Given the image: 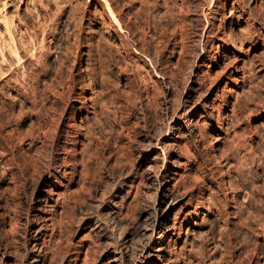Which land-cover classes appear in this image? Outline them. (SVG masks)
Here are the masks:
<instances>
[{
    "label": "rangeland",
    "instance_id": "374dc122",
    "mask_svg": "<svg viewBox=\"0 0 264 264\" xmlns=\"http://www.w3.org/2000/svg\"><path fill=\"white\" fill-rule=\"evenodd\" d=\"M109 1L115 10L120 11L122 22L128 25L122 32L127 49L121 47L113 35L115 25L109 27L112 23L104 0H0V264L6 260L19 263L28 255L29 241L38 224H42L47 245L51 244V240L53 242L61 238L59 242L62 250L69 248L66 264H106L103 259L105 253H102L107 242L93 225L84 222V217H80L81 211L89 202V205L94 206L102 202L99 206L116 209L108 194L119 186V182L114 184L113 179H117V174H120L121 182L137 183L141 194L137 196V213L150 203L155 184L147 180L149 171L146 166L137 162V141L146 128L144 126L157 115L160 119L162 111L170 108L181 88L192 90V95H196L197 99L202 98L210 113L195 117L202 128V141L197 144L194 156L198 157L192 163L191 173L199 169L200 174H203L200 180L190 176L189 188L183 190L182 199L170 213L173 220L175 212L179 211L176 219L180 225V229H171L165 237L171 246V259H175L174 250L178 253L185 245L202 248L206 264H226L231 253L233 260H238L240 264L243 249L257 245L260 255H252L249 261L243 259V264H256L259 261L264 264V0H197V7L190 5L186 45L184 54H181L184 58L178 62L174 59L178 55L168 24V21L172 23L168 14L174 12L178 0ZM80 15H83L82 20L79 19ZM158 18H161L160 21ZM209 21L213 24L212 38L206 35L212 27ZM76 22L80 24L76 25ZM159 22L170 27L167 31L161 29ZM78 27L83 54L79 55L81 60L74 70L73 81L68 87L70 91L65 89L59 95L61 91L55 86L58 58L68 53L65 46L74 40V32ZM200 28L205 34L203 38H209V44L204 45L201 58L192 64V59L199 51L193 39L197 31L201 32ZM157 29L162 33L161 38L156 33ZM42 34L43 40L38 43ZM151 34L156 37L152 39ZM94 42L103 48L100 52H104V55H100L102 58L96 55ZM143 43L152 50L148 53L140 51V46L145 45ZM40 44L44 45V51L48 49L47 46L50 48L46 58L47 73H41L43 77L39 75L40 87L32 90L24 86L25 77H22L21 68L23 65L27 68L33 65L32 53L36 51L35 56L39 55ZM13 45L18 48L21 56L19 61L10 50ZM33 46L38 49L33 50ZM89 48L91 57L87 55ZM88 58L91 59L90 67L86 65ZM187 64H192L193 68L187 70ZM90 69L97 71H92L91 85L86 71ZM63 72L67 75V69ZM197 79H201V86L197 85ZM103 86L107 87L103 90L108 91H103ZM97 92L99 96L103 93L107 97L104 98L106 107L101 122L93 116L92 98L96 95L99 99ZM91 93L94 95L91 96ZM116 93L119 95L117 99ZM30 101L35 102L31 104ZM129 101L132 105L130 108ZM145 102L150 106L154 103L158 106L154 104L152 111V107ZM118 103H123L121 107L125 118L122 121L115 106ZM51 105L59 111L54 112ZM124 125H127L129 133ZM102 126H110L109 131L107 128L104 131ZM94 128L98 129L95 131ZM117 130L121 132L116 135ZM90 132L93 136H102H99L100 141L96 142L95 137L94 141ZM87 137L90 141H87ZM96 143H99L98 148ZM80 152L86 154L82 156ZM63 158H66L67 163ZM118 162L121 166H118ZM186 164L185 158L180 157L176 179L185 176ZM174 181L171 180L172 183ZM102 192L106 193L105 198ZM74 199L77 201L75 205L72 203ZM134 199L131 195L128 201L134 202ZM63 201L67 206L65 213H61L59 208ZM77 205H80L79 210ZM62 219L69 220L62 222ZM57 230L60 237L56 234ZM77 250H80L78 258H75V262H69L74 259ZM183 263L181 260L179 264Z\"/></svg>",
    "mask_w": 264,
    "mask_h": 264
},
{
    "label": "bare ground",
    "instance_id": "6f19581e",
    "mask_svg": "<svg viewBox=\"0 0 264 264\" xmlns=\"http://www.w3.org/2000/svg\"><path fill=\"white\" fill-rule=\"evenodd\" d=\"M189 1L190 0H178V5L175 6L176 8H174V10H173L174 11L173 12L174 14L172 12L170 14H168L169 19H170V22H172L170 24L169 21H168V24L171 26V30H172L171 33L173 34V38L175 40L173 47L175 48V52L178 55V56H175L174 55L175 57L173 56L174 59H175V62L180 61L181 60L180 58H184V57H181V56H184V55H181V54L183 53V49L185 48V45H186L187 25L189 24V21H190L189 20V7H190V5H191V7H192V5L195 6L198 3L197 0H192V1H190L191 3ZM104 4H105L104 6H105V8H106V10L108 12L107 14H109V19L111 20V23H112V24H110L111 26H109V27L111 28V27H113L115 25L114 26V27H116L115 28V31H114V29H112V31H114V34L113 35L118 39V41H119L118 43L120 44V46L121 47L124 46L126 48V46H125L126 45V43H125L126 40H123V36L124 35H123L122 32L126 28H128V25L126 23L122 22L121 17H120L121 16L120 15V11L119 10L117 11V9L115 10L114 7H112V5H111V3H110L109 0H104ZM198 5H199V3H198ZM198 5H196L195 7H197ZM232 7H234V6H232ZM230 12H232V11L230 10ZM80 16L81 17L79 19H81L83 15H80ZM162 16H164V15H162ZM159 17H161V16H159ZM158 19L160 21L161 18H158ZM163 20H165V19H163ZM206 20H208V18ZM156 21L158 23V20H156ZM166 21H164V22L167 23ZM78 22H80V20ZM78 22H76L75 24L76 25L77 24H80ZM168 24L163 25L161 22H159V25H161L160 27H162L161 29L164 28L166 31H167L168 26H169ZM209 24H210V26H212L213 25L212 24V21ZM159 25H158V27H159ZM200 29H201V32H199V31H197V32L195 31L196 33L194 32L195 33V37H194L193 41L195 42V45L197 46V48L199 49V51H197L194 59H192V62H191L192 64H195L197 62V60H199L201 58V55H202V53L204 51V45L207 44L208 39H209L207 36H210L211 37V35H212V37H213V34H214L213 26H212V27H210L208 29L207 34H206L207 35L206 36L207 38L205 39V37L203 38V36H205V34H203L204 31L202 30V28H200ZM79 30H80L79 27L77 29H75V32H74V35H75L74 36V40L71 41V43H68L67 42L68 45L66 44V46H65V48L67 47V50H68L67 52L68 53H63L65 51L64 50L63 52H61V53H63V56H60L61 58H58V60H59L57 62V64H58L57 66L58 67H57V69H55V72L57 73L56 75L58 76V78H55V79H57L56 80L57 81V84L54 83V85L56 84L55 86H57L59 88V90L61 91L60 93L57 92V93H59V95H61L65 89H68V87L70 86V82L73 81L74 74H75V71L74 70L78 68V67L76 68V66L79 65V64H77L78 61H79V59L81 60V58H79V55H82L83 54V51H82V39L80 37L81 34H79V32H80ZM159 30L160 29H157L156 30L157 31L156 33H158L159 34L158 36L161 38L162 37V33ZM165 30H162V31H165ZM169 30H170V28H169ZM127 31H130V30H127ZM52 33L53 32L51 31L50 34L52 35ZM205 33H206V31H205ZM43 35L44 34H42V37L39 40H37L38 43L39 42L41 43V41L43 40ZM155 37L156 36L154 34H151V38L152 39H154ZM124 39H125V37H124ZM161 40H160V42H161ZM128 41H129V39H128ZM131 42H133V44L135 43L134 41H131ZM118 43H117V45H118ZM139 43H142V42L139 41ZM94 44L96 45L95 42H94ZM127 44H129V43H127ZM143 44H145V43H143ZM157 44H155V45H157ZM43 46L44 45L40 44V46H39L40 47V51H39V55L38 56H35L36 51H35V53H32V51L36 49V47L33 46V50L31 51V53L34 55V63H33V65L32 66H29L28 68L23 65L22 68H21L22 69V75H23L22 77H25V79H24V81H25L24 86L26 88H33L32 90H34L35 87H36V90L38 89L37 87H40V86H38L39 83H40V76L39 75H41V73L43 74V72L46 71V67L48 66L47 65L46 58L49 55L50 48H49V46H47L46 48H48L49 50L47 49L48 51L47 50L44 51ZM128 46H132V45H128ZM137 46H139V45H137ZM94 47H95L94 49L96 50L95 52L97 53L96 55H98V56L104 55L103 54L104 52L102 54H100V52L103 51V50H101L103 48H100V45L98 46V44H97ZM211 47H212V43H211ZM140 48H141L140 51H142L144 53H148L149 51L152 50V49L149 50V48H147L146 44L140 46ZM117 49H118V46H117ZM10 50H11L12 53H14V56H15L16 60L19 61L21 59V56L18 53V48L15 45H13ZM126 51H124V52H126ZM135 51H136V49H135ZM171 51H173V50H171ZM89 52H91V48H89L87 50L88 57H91V54ZM37 53H38V51H37ZM123 53H121V54H123ZM126 53H128V52H126ZM32 54H31V57L33 56ZM150 54H151V52H150ZM93 55H95V54L93 53ZM154 55H155V53H154ZM94 58H95V56H94ZM104 59H105V57H104ZM90 60L91 59L88 58V61H86L87 62L86 65H88V67L91 66L90 65ZM92 60H94V59L92 58ZM99 60H101V59H99ZM171 61H172V59H171ZM97 63L99 64L100 62H97ZM155 63H157V61H155ZM99 65H102V63L99 64ZM191 65L187 64V68L186 69L187 70H190L191 68H193ZM92 66L95 67L94 65H92ZM103 67H102V70H103ZM63 68H66L67 69V72H66L67 75H64L63 74L64 73L63 71L64 70L66 71V69L63 70ZM82 68H80V69H82ZM99 68H101V67H99ZM86 69H87V67H86ZM92 69L86 70L87 71V74H88V79H89L88 80V83L90 85L93 82V79H92V71L93 70ZM97 69H98V67H97ZM102 70H100V72ZM94 71H95V69H94ZM76 72H78V71H76ZM95 72H97V71H95ZM45 73H47V71ZM98 74H99V72H98ZM63 75L65 76L66 80L63 77ZM82 75H83V77H85L84 74H82ZM186 75L187 74H184V76H186ZM187 77H189V75ZM26 78L28 79V81H26L27 80ZM184 78H186V77H184ZM22 80H23V78H22ZM94 80H95V78H94ZM74 81H75V79H74ZM86 81L87 80H85V82ZM186 81H188V80H186ZM44 83H47V82H44ZM100 83L103 84V82H101V81H100ZM127 83H128V81H127ZM201 83H202L201 79H197V85L201 86L202 85ZM71 86H72V84H71ZM98 86H100V85H98ZM45 87L46 86H44V89H45ZM48 87H49V85H48ZM103 88H105V87L103 86L101 89L103 90ZM96 89H98V88H96ZM101 89L99 90L100 92H102ZM68 90H66V91L68 92ZM176 90H178V88ZM96 91H98V90H96ZM103 91H108V90H103ZM191 91L192 90L185 89V88H181L180 90H178L177 94L174 96L175 98L171 102L172 104H171L170 108L167 107L168 109H165L164 111H162L161 116H160V119L157 118L158 117L157 114H156L157 117H155L153 119L150 118L152 120L150 121V123L148 122L149 123L148 125H146L147 122L145 123L146 126H144V127H146V128L144 129V131H142V133L140 135V138H138L139 140L138 141L136 140L138 142V155H137L138 157H137V162H138L139 165L144 164L146 166V169L149 171L148 172V175H147V178H148L147 180H149L150 183H152L153 185L155 184V188H154L155 191L153 193L152 199H150L151 200L150 203L149 204H145V206L142 209H140V211L137 213V211H138L137 208H139V206H138V199L139 198L137 199V196H138V193H139V187H138L137 183L134 182V181H132V183L127 184L126 181H124V180L121 182L120 181V174H117V175H119L118 177L116 176L117 179L116 178H113V179H114V184H116L117 182H119V186H118V188H116V190H113L111 192V194H108L112 198V200L114 201L113 204L115 205L116 209H110L109 210V209H107V207L104 208L102 206H99L100 204H102V202L100 204L95 205V206L93 204L92 205H89L90 204V202H89L86 207H84L83 204H82V206L84 208H83V211H81L83 213L82 214H80L81 212L79 213L81 215L80 217L81 218L84 217V219H85L84 222H86L87 224L93 225L97 229V231L101 234V236L106 240L105 242H107V245H105V247L107 246L106 249H105V252L102 253V254L105 253V257L104 258L102 257V258L104 259V261H105L106 264H179L181 262V260L184 263H186V264H206L205 261H204V259H203L204 258V253H203L202 248L199 247V248H196L195 249V248H192V247H186L185 245H183V248L181 247L182 250H180V252H178V253L176 252V250H174L175 251V259L172 260L171 259V252H172L171 246L169 245V242L167 243V241H166L167 239H165V237L169 235L171 229H173V230H176L177 228L180 229L179 221H178V219H176V216L178 215L179 211H176L175 212V215H174L173 220H171V218H170V213L174 209V207L177 205V203L182 199V197H183V190L186 189V188H189V185H190L189 178H191L190 176L192 175V178L193 179H196V178H198V179L201 178L202 179V174H203V172H202V174H200L201 170L199 171V169L194 174H193V172L191 173L192 163H193L195 157H198L197 155L194 156V153L197 152L196 151L197 144H198L199 141H202V128L200 127V125H198V119L195 120V117H196V115H198V116L201 117L202 114L205 116V115L208 114L209 111H208L207 104L205 102H202L201 101L202 98L201 99H197L196 98L197 96L196 95H192ZM199 91H201V90H199ZM203 91H205V90H203ZM113 92H115V91H113ZM113 92H111V93H113ZM148 93H146V94H148ZM151 93L152 92H150V94ZM30 94H31V92H30ZM93 95L91 93V96H93ZM97 95H98V92H97ZM32 96H33V94H32ZM104 96L105 95L103 93H102V95L100 93L99 99H98V97H96V95L93 96V98H92L93 99L92 100V103H93L92 107H93V112L95 114L93 116L94 117L96 116L95 117L96 118L95 120H98L100 122H101V118H102L101 116L103 115V109H104V107H106L105 104H104V100H105L104 98H107V97H104ZM150 96H152V94ZM117 97H119L118 94H117V96H115V98L117 99ZM131 97H132V95H131ZM33 98H35V97H33ZM110 98H111V96H110ZM128 98H129V96H128ZM111 99L114 100L113 97ZM132 99H134V97ZM148 100H150V99H148ZM107 101H108V99H107ZM30 102H31V104H33L35 101L33 103H32V101H30ZM109 102L111 103V101H109ZM150 102H153V101L150 100ZM110 103H107V104H110ZM112 103H114V102H112ZM119 103H120V101H119ZM149 103H148V105L150 106ZM208 103H210V102H208ZM119 105L117 106V104H116L115 106L118 108L117 111L120 112V114H118V117L120 116L119 119H121V121H122L125 118L124 117L125 115H123V111H122L123 110L122 109L123 107H121V105L120 106ZM130 105L131 104H130V101H129V108H130ZM153 105L151 104L150 107H152ZM155 105H154V107H155ZM111 106H109V108L112 109ZM113 106H114V104H113ZM156 106H158V105H156ZM120 107H121V109H120ZM86 108H88V107H86ZM86 108H85V111L88 112ZM145 108H148V107H145ZM157 108H159V107H157ZM210 108H211V106H210ZM53 109H54L53 110L54 112H55V110H58V109H56V107H53ZM143 109H144V106H143ZM150 109H152V111H153V107L150 108ZM160 109L161 108H159V110ZM112 111L110 110V112H112ZM148 111H149V109H148ZM56 113H59V112H56ZM138 113H140V112H138ZM50 114L53 115V113H50ZM105 114H107V113H105ZM152 114H153V112H152ZM153 115H155V114H153ZM106 116H109V115H106ZM147 117H150V116L148 115ZM192 117H193V119H192ZM57 118H58V116H57ZM57 118H55V119H57ZM106 118L107 117H105V119ZM109 118H111V117H109ZM113 118H115V116ZM141 118H143V117L141 116ZM55 119H53V120H55ZM119 119H118V122L121 123L119 121ZM107 120H108V118H107ZM104 121H102V123ZM115 121H117V120H115ZM39 124H40V122H39ZM114 124H116V123H114ZM123 124H126V123H123ZM103 125H105V124H103ZM106 125H110V124L109 123L108 124L106 123ZM117 126H119V125H117ZM126 126L127 125H124L125 128H126ZM142 126H143V124H142ZM102 127L104 128V131L107 128V127L105 128V126H102ZM128 127H130V126H128ZM90 128H92V126ZM101 128H99V130ZM108 128H107V130H108ZM97 129H95V131ZM111 129H113V127ZM120 129H122V128H120ZM84 131L87 132L86 130H84ZM79 132H80V130H79ZM113 132H112V134H113ZM119 132H121V131H118L117 130L116 135ZM125 132H124V134L126 135ZM102 133H104V132H102ZM128 133H129V130H128ZM88 134H89V131H88L87 135ZM109 134H111V133H109ZM83 135L84 136H82V137L84 138L85 137V133ZM90 136H93V134L91 135V132H90ZM99 136L96 137V135H95V136H93V139L95 137L96 138V142H97L102 137V136H100V138H99ZM88 137L86 138L87 141L89 139L91 140V138L89 137V139H88ZM105 138H107V137H105ZM87 141H86V143H87ZM94 141H95V139H94ZM86 143H84V144L86 145ZM97 144H99V143H96V145ZM118 144H119V142H118ZM119 146H121V145H119ZM98 147L99 146L97 145V148ZM83 149H86V148H84V146H83ZM82 150H81V152H82ZM74 153H75V150H74ZM74 153H72V154L74 155ZM84 154H86V153L84 152ZM81 155H82V153H81ZM88 155H89V153H88ZM135 157H136V155H135ZM180 157H184L185 160H186V162H187V164L184 166L186 168L185 169V172H184L185 173V176H183V177H181L179 179H176V169L179 167L178 164H179ZM66 158H65V160H66ZM82 159L84 160V158H82ZM62 160H64V158ZM65 160H64V162L67 163ZM68 160L69 159H67V161ZM133 161H135V160H133ZM62 164H64V163H62ZM114 164H116V163H114ZM117 164H119L118 166H121L120 165L121 163L118 162ZM59 165H60V162H59ZM73 166H72V168H73ZM132 166H134V165H132ZM115 167H117V166L115 165ZM118 169H119V167H118ZM120 169H121V167H120ZM132 169L130 168L129 170H132ZM126 170H124L125 172L123 170L122 171L124 173H127ZM123 172H122V174H123ZM133 172H135V171H133ZM136 172H137V170H136ZM121 177L123 178V176H121ZM110 178L112 179V177H110ZM172 179L175 180L173 183L171 182ZM130 180H132V179H130ZM193 183H195V181ZM126 185H127V187H124ZM106 191H109V190H106ZM105 194H106L105 192H102L101 195H102L103 198H105ZM131 195H133V197L135 198L134 199V202L128 201V199L130 198ZM76 198H77V195H76ZM77 200H79V199L77 198ZM108 201H111V200H108ZM76 202L77 201L74 199L72 203L75 205ZM94 204H95V202H94ZM84 205H86V204H84ZM77 206H78V210H79V208H80L79 206L80 205H77ZM203 206H204V204L202 202V207ZM65 207L67 208L66 203L63 201V204L61 205V207H59L61 209L60 210L61 213L62 212L65 213V210H66ZM74 207L75 206H73L72 208H74ZM33 219L34 218H32V220ZM35 219H37V218H35ZM68 220H66V221L68 222ZM77 220L79 221V219H77ZM61 221L63 222L65 220L62 219ZM80 221L82 222L81 219H80ZM89 227H91V226H89ZM58 230L56 232L57 235L59 234L58 233L59 232ZM44 232L45 231L43 230L42 224H38V226H36V229L34 230V235H32V237L30 238V241H29L30 242V247L28 248V251H26V252H28V255L23 260H21L19 263H16V261L14 262V261L6 260V261H3L2 264H66V262H67V256H68L67 254H68V249L69 248H66V250H62V244L60 245L61 238L59 240L56 237L55 238L57 240L54 239V241H56L55 243H54V241L52 242V240H51V244L50 245H47L48 242L45 241V239H44V236H46L44 234ZM59 237H60V234H59ZM49 241H50V239H49ZM253 245H255V244H253ZM88 246L90 247V245H88ZM245 249H243L244 251H242V254H241L240 258H239V261L241 262L240 264H243V262H245L246 259L249 261L251 259L252 255H255L256 254V256H257V254L260 253L258 251L257 245L254 248H250L249 247V249H246V250ZM86 251H88V250L86 249ZM263 252H264V249H263ZM79 254H80V250H77L74 259L73 260H69V262H71V261H74L75 262V260H76L75 258H78ZM84 254L87 255V253H84ZM233 258H234L233 257V253L229 254L228 255V259H227V261L225 263L226 264H238V260H233ZM235 258H236V256H235ZM243 259L245 261H242ZM256 264H260V261H259V263L257 262Z\"/></svg>",
    "mask_w": 264,
    "mask_h": 264
}]
</instances>
